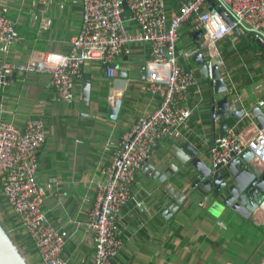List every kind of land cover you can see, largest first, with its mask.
<instances>
[{"label":"crops","instance_id":"crops-1","mask_svg":"<svg viewBox=\"0 0 264 264\" xmlns=\"http://www.w3.org/2000/svg\"><path fill=\"white\" fill-rule=\"evenodd\" d=\"M183 1L166 0L169 14L179 12ZM0 9L17 29V40L0 51L11 62L27 63L45 52L68 53L82 25L83 0H0ZM196 25L194 16L181 25L179 46L202 45ZM218 49L217 56L203 46L199 52L209 62L214 57L221 60L227 96L247 112L239 122L231 117L228 129L249 138L260 129L249 113L264 99V48L245 32L225 37ZM150 50L149 43L133 44L130 54L115 60L112 74L101 63L88 62L83 76L91 77L89 102L82 98L83 78L72 103L57 99L48 73L17 72L6 78L3 117L18 126L33 117L45 121L46 141L37 181L46 190L44 213L67 233L62 255L68 264L93 263L91 213L104 171L124 134L161 101L159 94L147 89L145 68ZM118 100H122L119 113L111 119L110 108ZM187 103L192 113L185 126L174 136L161 139L146 161L184 196L176 200L163 190V182L153 177L151 168H139L133 187L135 200L122 210L123 247L115 264H264V212L259 210L256 220L229 213V208L197 182V168L185 164L191 157L188 144L210 163L215 137L225 132L220 130L219 115L213 116L211 81L201 77L200 86L189 89ZM139 199L146 202V208L137 206ZM171 206L173 210L165 214Z\"/></svg>","mask_w":264,"mask_h":264},{"label":"built area","instance_id":"built-area-1","mask_svg":"<svg viewBox=\"0 0 264 264\" xmlns=\"http://www.w3.org/2000/svg\"><path fill=\"white\" fill-rule=\"evenodd\" d=\"M234 24L219 11H208V0H185L180 11L169 14L166 0H83L82 25L72 38L68 53L45 52L27 63L11 62L0 56V196L11 208L36 246L43 264H68L62 252L67 233L56 227L43 211L45 187L37 181L40 152L46 141L45 121L33 117L18 126L3 117L2 92L6 78L17 72L48 73L56 97L67 103L76 99L77 84L88 62H99L110 74L121 54H130L135 43L151 46L145 74L147 89L161 97L158 107L139 119L124 134L99 184L91 213L94 255L92 264H115L123 247L120 220L123 208L135 200L136 172L148 161L157 143L174 136L192 113L187 103L190 88L199 87L201 76L192 62L200 46L218 55V42L235 34L234 26L255 33L264 42V0H214ZM197 30L204 29L202 45L179 46L181 25L191 17ZM15 22L0 9V51L17 40ZM181 59L188 62L184 65ZM264 109V99L259 100ZM216 117V113L213 115ZM249 148L252 161L264 168V128L249 138L234 128L214 140L210 164L216 167L231 160L233 153ZM137 206L146 208L143 199ZM251 216L259 218L258 211Z\"/></svg>","mask_w":264,"mask_h":264},{"label":"water","instance_id":"water-1","mask_svg":"<svg viewBox=\"0 0 264 264\" xmlns=\"http://www.w3.org/2000/svg\"><path fill=\"white\" fill-rule=\"evenodd\" d=\"M208 1L211 4L208 11L217 10L226 22L230 25L234 24L232 18L223 12L214 0ZM233 28L237 35L245 33L236 26ZM249 34L252 38L257 39L264 48V42L255 33ZM196 35L203 41L205 38L204 29L198 30ZM192 59L197 64L201 77L211 81L213 111L220 117V130L226 131L229 128L231 117L234 121L239 122L247 112L227 96L228 84L223 76L219 58L214 57L209 62L202 52H197ZM81 92L82 98L89 102L91 93L90 76H83ZM121 104L122 100H118L115 102L114 108H110L109 117L111 119L117 118ZM249 114L256 120L259 128H264V109L262 107L253 108ZM188 145L190 149L187 151L191 157L185 164L191 163L193 167L197 168L200 173L197 182L211 194L213 199L221 202L223 207L229 208V213L239 215L245 219L251 218L254 212L261 209L264 201V168L252 161L254 154L249 148H245L238 154L233 153L228 163L213 167L210 163L199 158L198 148H193L191 144ZM143 165L151 168L153 177H158L163 182L162 188L166 193L176 200L180 199L183 195L182 190L171 180H168L165 174H162L149 162H145ZM172 210V206L168 207L164 210V213H170ZM0 264H28L1 224Z\"/></svg>","mask_w":264,"mask_h":264},{"label":"trees","instance_id":"trees-1","mask_svg":"<svg viewBox=\"0 0 264 264\" xmlns=\"http://www.w3.org/2000/svg\"><path fill=\"white\" fill-rule=\"evenodd\" d=\"M193 60V59H192ZM199 73V72H198ZM0 224L4 228V230L9 234L14 245L26 259L28 264H43L40 258V254L34 245V242L30 237L24 235V229L17 217L10 213V206L2 200L0 196ZM17 242L21 243L22 249L25 252V255L18 248Z\"/></svg>","mask_w":264,"mask_h":264},{"label":"rangeland","instance_id":"rangeland-1","mask_svg":"<svg viewBox=\"0 0 264 264\" xmlns=\"http://www.w3.org/2000/svg\"><path fill=\"white\" fill-rule=\"evenodd\" d=\"M0 213H2V212L0 211ZM17 246H18L19 249H21V251H22L23 254L25 255V252H24V250L22 249V245H21V243L17 242Z\"/></svg>","mask_w":264,"mask_h":264}]
</instances>
